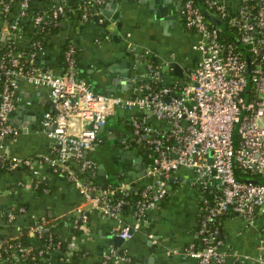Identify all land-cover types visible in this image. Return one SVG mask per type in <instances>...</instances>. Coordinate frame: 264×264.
<instances>
[{"label": "built area", "instance_id": "obj_1", "mask_svg": "<svg viewBox=\"0 0 264 264\" xmlns=\"http://www.w3.org/2000/svg\"><path fill=\"white\" fill-rule=\"evenodd\" d=\"M12 1L19 5V12L11 15L7 38L0 45V168L28 169L37 177L39 167L47 165L63 175L83 197L73 212L76 227L85 226L91 212L119 223L128 213L133 221L120 223L113 231L122 241L131 239L144 215L171 195L173 174L187 169L193 172L192 185L203 194V201L197 212V240L184 254L197 264H264V235L257 255L230 253L221 250L215 225L226 214L241 217L249 227L258 216L264 217V0H202L211 16L216 17L209 8L219 14L226 26L223 31L195 0H181L178 15L195 37L196 65L177 75L174 54L159 59L148 49L137 52L131 46L133 85L126 97L93 91L78 76L72 44L63 52L60 73L37 62L35 52H23L21 48L38 45L29 41L27 46H18L17 41L23 36L21 21L31 0ZM101 2L83 0L79 21L88 19V8L94 5L93 15L103 23L97 6ZM10 5L0 0L1 14L9 13ZM66 12L76 13L62 2L45 5L33 17V24L44 27ZM168 72L176 78L168 81ZM22 82L47 89L51 102L40 120L52 142L51 154L39 158H19L3 151L5 141L18 136L9 117ZM119 110L125 112L128 127L119 139L121 150L134 147L149 161L139 186L124 180L101 186L98 164L88 157L102 142L99 129ZM237 169L241 174L237 175ZM132 190L138 198L130 199ZM45 223L42 218L34 232L41 235ZM18 250L27 253L30 249ZM130 261L125 249L110 246L100 264Z\"/></svg>", "mask_w": 264, "mask_h": 264}, {"label": "crops", "instance_id": "obj_2", "mask_svg": "<svg viewBox=\"0 0 264 264\" xmlns=\"http://www.w3.org/2000/svg\"><path fill=\"white\" fill-rule=\"evenodd\" d=\"M56 1L72 6L82 0ZM120 2L124 4L118 9ZM180 4L181 0H157L153 3L148 0H102L97 6L104 18L103 23L97 22V18L87 23L80 22L76 13L72 17H62L59 28L50 35L39 56V62L60 73L62 48L65 44H72L76 50L78 76L93 91L126 97L133 85L131 46L137 52L148 49L159 59H167L174 54L181 69L196 65L199 56L192 49L195 37L179 18ZM42 5L39 1H34L32 6L30 4L31 7ZM18 12L19 5L14 3L13 16ZM8 22L0 12V33L5 38L9 30ZM17 41L18 46H27L30 39L20 36ZM14 99L9 122L18 130V136L14 140L7 139L3 151L19 158H39L51 154L52 142L40 127L42 113L51 109L47 89L22 82ZM119 111L126 116L124 111ZM102 133L105 143L101 142L104 147L100 148L119 149L117 155H134L141 160L130 161L129 164L122 161L126 166L119 173L131 186L141 185L145 178L142 175L133 177L131 173H139L137 167L146 165L145 156L134 147L121 150L119 139L122 133L109 130ZM109 133H119L115 143L109 141ZM38 170L37 177L28 169L0 170L1 245L16 241L25 234L30 237L36 235L34 228L44 218L46 223L42 230L53 228L57 242L51 251H44L46 256H40L39 264H100L110 246L125 249L130 264H197L184 254V250L197 240V212L203 201V194L192 185L193 172L177 170L170 179L171 195L144 215L141 227L131 239L115 245L109 242L116 237L114 229L120 223H131V215L126 213L119 223L116 219L103 218L91 212L87 224L76 227L73 212L83 200L82 194L63 175L53 173L47 165L40 166ZM97 177L101 186L107 185V171L105 181L100 179L99 168ZM37 179L39 184L36 186ZM221 218L218 226L221 250L250 255L259 253V240L264 235V217L258 216L252 227L235 215L226 214ZM26 248L32 250L30 245ZM26 255L17 248H12L10 254L18 264H30L19 262L21 256ZM12 260L0 257V264H9Z\"/></svg>", "mask_w": 264, "mask_h": 264}, {"label": "trees", "instance_id": "obj_3", "mask_svg": "<svg viewBox=\"0 0 264 264\" xmlns=\"http://www.w3.org/2000/svg\"><path fill=\"white\" fill-rule=\"evenodd\" d=\"M4 2L10 3V12L5 14L2 13V17L4 19H8V20H12L11 15L13 14V1L12 0H2ZM34 1H39L42 2L43 5H50L51 3H58L56 0H31L30 4L32 6V4L34 3ZM198 4H200V6L205 7L206 9V4L203 3L202 0H195ZM83 2L80 1L79 3L73 4L72 6L70 5H66L67 7H74L75 11H76V15L79 18L80 13H81V9L79 8V5H81V3ZM42 5V6H43ZM26 11L27 14L25 15V17L22 19L21 21V31H22V35L26 36L30 39V42H37L38 45H36L35 47H24L25 49L21 48V50H24L23 52L25 53H29V52H35L36 56H41L42 52L44 51V48L46 46V43L50 37V35H52L58 28L60 25V20L62 17H72L73 14L70 12H66L64 16H61L59 19H57L54 22L50 21V23L48 25L43 26H35L33 24V17L35 16V14L37 13V11H39L41 9V7H31ZM97 8L94 5H90L88 8V12H89V17L88 19L85 21V23L90 22L93 20V18H95V16L93 15V12L96 10ZM1 10V8H0ZM209 12H211L212 14H214L217 18L220 17L219 14L217 12H215L213 9L209 8L208 10ZM97 21V20H96ZM98 22V21H97ZM55 24V25H54ZM214 24H216L214 22ZM217 25V24H216ZM223 31V29H221ZM11 41H9L8 43H10ZM68 44H65L62 48V61H63V52L64 50L68 47ZM13 46H15V44H13ZM16 48V46H15ZM17 49H20L19 47H17ZM37 58V62H39V59ZM40 63V62H39ZM106 130L108 131H115V132H119V133H123L126 132L128 127L126 126V124L124 123V116L119 112H115V114L113 116H111L106 125ZM103 135V133H101V136ZM102 138V137H101ZM105 140L102 138V142H104ZM103 143H101L97 149H95V151L89 152L88 153V157L93 160L94 162H96L97 164L102 163L107 171V174L109 176L108 178V183L107 185H116L118 183H120L121 181H123V177H120L119 173L122 172V170L125 168V164L120 161V160H115L114 157L117 155V152L113 149H102ZM102 147V148H100ZM99 148V149H98ZM103 150V152H105L106 158L102 157L101 155H97L95 152L97 150ZM147 163H149V161H146ZM72 164L74 166H76V163L72 162ZM1 171H5L4 169L0 168ZM237 175L241 174L240 170L237 169L236 170ZM112 177L114 178L112 180ZM207 195V193L204 192V196ZM139 194L137 191L132 190L131 191V196L130 199H134V198H138ZM204 207H206V205H204ZM221 219H217L215 221V225L218 227L219 226V222L222 220ZM2 239V238H1ZM32 239V240H31ZM34 239V240H33ZM57 242V238L55 236V234L53 233V228L49 227L47 230H42L41 235L38 234H34L32 237L28 236L27 234L23 235L21 238H19L16 241H7L5 243L2 244L1 248H0V257H8L12 260V256H10L12 248H17L19 249V247L22 248H26L29 247V245L32 247V250H30V252H27V255L21 256L20 259V263H26L29 262L30 264H39L40 258L42 256H46V253L44 252L45 250H50L51 248L54 246V244ZM63 248V246H62ZM62 250V249H61ZM43 251V253L41 255H39V252ZM41 256V257H40ZM9 264H18V262H15L14 260H12Z\"/></svg>", "mask_w": 264, "mask_h": 264}, {"label": "water", "instance_id": "obj_4", "mask_svg": "<svg viewBox=\"0 0 264 264\" xmlns=\"http://www.w3.org/2000/svg\"><path fill=\"white\" fill-rule=\"evenodd\" d=\"M60 1V0H59ZM141 1H143V0H141ZM150 3H153L154 1L155 2H157V0H148ZM124 4V2H120L119 3V8L118 9H120L121 8V6ZM201 9H202V11L204 12V13H206L207 14V16L211 19V20H213L219 27H221L223 30H226V26L218 19V18H216V17H213V16H211L208 12H207V10L205 9V7H203V6H201ZM104 13L105 14H107L106 13V11H104ZM107 17H109L108 16V14L106 15ZM4 40V37L2 36V34L0 33V41H3ZM246 58L248 59V57L246 56ZM173 67H174V73L175 74H177V75H181V68L179 67V65L178 64H174L173 65ZM104 130H105V127H101L100 129H99V133H102V132H104ZM119 135V133H109L108 134V139H109V141L111 142V143H115L116 142V136H118ZM121 136H124L123 135V133L121 134ZM116 151H120L119 149H116ZM114 159L115 160H121V161H123L124 163H128L129 164V162L130 161H135V162H139V161H141L140 159H138V158H136L134 155H116L115 157H114ZM98 168H99V176H100V179H102L103 181H105L106 180V170H105V168H104V165L103 164H99L98 165ZM144 168H145V165H140L139 167H137V169H139L140 170V172L139 173H131L132 174V176L133 177H135V176H139V175H143L144 173H145V171H144ZM104 183V182H103ZM104 185V184H103ZM122 240L120 239V238H118V237H112L111 239H110V241L109 242H111V243H113V244H115V245H117L118 243H120Z\"/></svg>", "mask_w": 264, "mask_h": 264}, {"label": "rangeland", "instance_id": "obj_5", "mask_svg": "<svg viewBox=\"0 0 264 264\" xmlns=\"http://www.w3.org/2000/svg\"><path fill=\"white\" fill-rule=\"evenodd\" d=\"M163 70L164 71H167L168 70V68L166 67V66H163ZM176 77L175 76H173L170 72H168L167 73V79H168V81H171V80H173V79H175ZM92 88V87H91ZM117 112H119V111H117ZM121 113V112H120ZM122 114V113H121ZM123 114H125V113H123ZM236 134H237V127H236V130H235V133H234V139H235V136H236ZM99 149V148H98ZM96 154L97 155H101L102 157H104V158H106V155H105V152H103V150H97L96 151Z\"/></svg>", "mask_w": 264, "mask_h": 264}]
</instances>
